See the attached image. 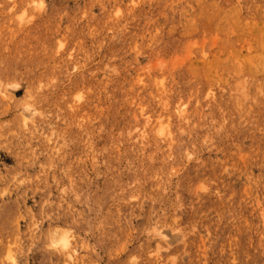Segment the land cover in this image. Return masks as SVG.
<instances>
[{
  "label": "rangeland",
  "instance_id": "1",
  "mask_svg": "<svg viewBox=\"0 0 264 264\" xmlns=\"http://www.w3.org/2000/svg\"><path fill=\"white\" fill-rule=\"evenodd\" d=\"M0 264H264V0H0Z\"/></svg>",
  "mask_w": 264,
  "mask_h": 264
},
{
  "label": "bare ground",
  "instance_id": "2",
  "mask_svg": "<svg viewBox=\"0 0 264 264\" xmlns=\"http://www.w3.org/2000/svg\"><path fill=\"white\" fill-rule=\"evenodd\" d=\"M33 2V1H32ZM40 5V4H39ZM151 115V114H150ZM250 185V184H249ZM253 185V184H252ZM250 188H251V186H250ZM258 191V190H257ZM249 197V196H248ZM263 210V209H262ZM225 211V210H224ZM231 211V210H230ZM228 213V212H227ZM262 214V213H261ZM220 216V215H219ZM211 219V218H210ZM220 219V218H219ZM199 223V222H198ZM211 223V222H210ZM254 226V225H253ZM249 227V226H248ZM60 234V233H59ZM64 234V233H63ZM56 235V234H55ZM258 235V234H257ZM59 236V235H58ZM68 237V235L66 234V235H64L62 238H61V244H63L64 246H67L68 245V239H67V237ZM61 237V236H60ZM59 238V237H58ZM225 239V238H224ZM58 240V239H57ZM54 244V243H53ZM59 244V243H58ZM61 249V248H60ZM7 257H9V256H7ZM198 260V259H197Z\"/></svg>",
  "mask_w": 264,
  "mask_h": 264
}]
</instances>
